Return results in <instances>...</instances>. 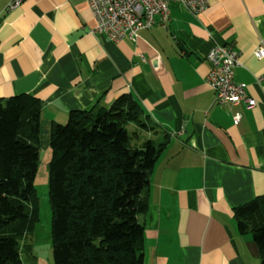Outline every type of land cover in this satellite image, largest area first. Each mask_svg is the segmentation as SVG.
I'll list each match as a JSON object with an SVG mask.
<instances>
[{"label": "crops", "instance_id": "0c3cea01", "mask_svg": "<svg viewBox=\"0 0 264 264\" xmlns=\"http://www.w3.org/2000/svg\"><path fill=\"white\" fill-rule=\"evenodd\" d=\"M11 1L0 0V100L38 98L50 134L71 112L130 95L159 128L149 138L167 136L148 209L132 211L145 227L144 264H262L234 210L264 196V59L254 56L264 44V0H209L197 16L171 3L166 27L158 20L117 44L95 31L86 0H23L9 11ZM214 46L239 52L235 81L254 109L215 104L206 82ZM158 57L161 76L148 64ZM34 254L36 264H55L51 251Z\"/></svg>", "mask_w": 264, "mask_h": 264}, {"label": "trees", "instance_id": "16d2710c", "mask_svg": "<svg viewBox=\"0 0 264 264\" xmlns=\"http://www.w3.org/2000/svg\"><path fill=\"white\" fill-rule=\"evenodd\" d=\"M42 102L0 100V264H36L30 234L39 223L35 190ZM135 125L130 132L128 125ZM130 95L105 108L69 114L50 130V204L55 264H144L145 227L132 218L149 205L150 176L167 136ZM150 135V136H149ZM139 144H136V142ZM139 147L144 150L140 157ZM264 264V196L234 210Z\"/></svg>", "mask_w": 264, "mask_h": 264}, {"label": "built area", "instance_id": "2783aa9c", "mask_svg": "<svg viewBox=\"0 0 264 264\" xmlns=\"http://www.w3.org/2000/svg\"><path fill=\"white\" fill-rule=\"evenodd\" d=\"M209 0H86L89 10L96 21L95 31L113 43L124 40L135 42L139 32L151 30L159 20L163 27L170 21V5L177 3L193 15L205 12ZM23 0H12L9 11L16 10ZM258 59H264V44L260 43L254 52ZM143 61L146 60L142 57ZM211 70L206 82L215 93V104L232 108L252 110L257 103L251 99L241 84L235 81V69L242 66L240 54L231 46H214L206 56ZM157 76L165 72L160 59L148 61ZM261 81V80H260ZM242 119L237 112L234 123Z\"/></svg>", "mask_w": 264, "mask_h": 264}, {"label": "rangeland", "instance_id": "374dc122", "mask_svg": "<svg viewBox=\"0 0 264 264\" xmlns=\"http://www.w3.org/2000/svg\"><path fill=\"white\" fill-rule=\"evenodd\" d=\"M128 130L130 132H133L134 130H136V126L130 124L128 125ZM136 144L139 143L136 142ZM139 149L140 152L138 153V155L143 158L145 152L141 149V147H139ZM51 157L52 151L50 148V134L49 130H47L46 125H43L42 146L40 151L38 172L35 179V190L39 200V223L29 237L37 253L41 251L42 253H48V251H51L54 260L52 244V209L50 204Z\"/></svg>", "mask_w": 264, "mask_h": 264}]
</instances>
